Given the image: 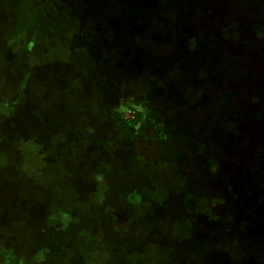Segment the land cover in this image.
<instances>
[{
    "label": "rangeland",
    "instance_id": "obj_1",
    "mask_svg": "<svg viewBox=\"0 0 264 264\" xmlns=\"http://www.w3.org/2000/svg\"><path fill=\"white\" fill-rule=\"evenodd\" d=\"M0 264H264V0H0Z\"/></svg>",
    "mask_w": 264,
    "mask_h": 264
}]
</instances>
